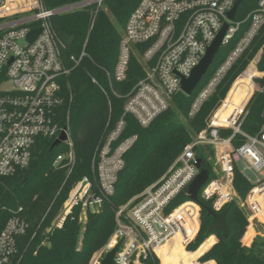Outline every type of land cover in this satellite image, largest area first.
Instances as JSON below:
<instances>
[{
    "label": "built area",
    "instance_id": "built-area-1",
    "mask_svg": "<svg viewBox=\"0 0 264 264\" xmlns=\"http://www.w3.org/2000/svg\"><path fill=\"white\" fill-rule=\"evenodd\" d=\"M106 1L75 0L50 8L46 0H0V178L14 176L29 167L39 138L56 140L63 132L67 133V139L62 143H66L69 150L58 155L54 165L62 166L64 160V165L75 163L70 112L62 111L66 101L62 80L86 56L87 41L80 55L67 54V44L56 30L53 17L94 7L92 27ZM236 1L139 2L123 30L114 76L117 81L126 79L133 56L143 65L145 76L127 95L123 116L94 153V180L85 176L73 185L47 231L61 228L76 207H81L80 220L85 224L88 213L97 211L114 194L119 173L126 164L125 154L138 139V135L134 134L115 145L125 129V116L131 114L141 126L148 127L168 109L173 96L182 90V76H189L199 64L224 23L228 22L229 28L223 45L235 36L245 21L250 20V26L236 48L196 98L191 114L199 110L264 26V0H259L258 6L245 20H232L228 13ZM37 28H41V32L30 40L31 31ZM141 46H145L144 50ZM258 56L260 58V53ZM256 57L236 78L225 98L212 112L207 128L194 137L161 177L119 207L116 230L90 263L100 264L121 239L123 243L115 256V264H138L149 255L158 256L157 248L178 233L183 235L187 249L201 228L200 196L205 201H211L217 211H222L230 201L238 198L240 207L248 209L250 224L255 221L264 223L261 217L264 211V125L256 135L243 129L250 99L256 91H263L257 78L264 73L258 69L259 60H255ZM252 64L259 74L252 77L251 94L240 109L235 108L229 113L227 120H220V113L225 110L236 81ZM93 81L97 82L95 78ZM222 128H230L233 133L222 136ZM237 134L245 141L235 147L233 138ZM196 146H211L215 150V174L213 177L210 174L203 185L199 201L189 198L170 209L171 202L182 191L186 190L189 195L188 186L200 171ZM237 168L252 184L244 199L239 197L234 187ZM191 209L196 210L197 219L196 231L189 237L186 225L193 217ZM31 226L25 207L20 206L13 211L0 230V264L13 262L20 251L19 240L29 233ZM36 234L37 230L33 237Z\"/></svg>",
    "mask_w": 264,
    "mask_h": 264
},
{
    "label": "trees",
    "instance_id": "trees-1",
    "mask_svg": "<svg viewBox=\"0 0 264 264\" xmlns=\"http://www.w3.org/2000/svg\"><path fill=\"white\" fill-rule=\"evenodd\" d=\"M70 1L75 0H46V4L53 8ZM140 1L107 0L105 6L109 11L101 8L92 27L94 7L57 14L53 17L56 30L67 44V54L80 55L87 41L86 56L73 72L62 80L66 97L62 111L70 112L71 137L76 159L71 166L64 165L66 163L64 160L62 166L55 167L54 161L58 155L67 152L69 147L66 143H61L52 148L55 139L41 137L37 140L29 167L20 170L14 176L0 178V230L13 211L20 206L25 207V215L32 225L29 233L20 238V251L11 264H90L95 253L108 243L116 230V215L119 207L161 177L178 155L193 142L194 137L207 128V121L212 112L225 98L236 78L259 53L258 69L264 73L263 26L199 110L191 114L193 104L200 92L209 84L216 71L248 30L250 20H247L235 36L221 47L213 65L192 94L188 95L180 90L173 96L168 109L148 127L141 126L131 114L125 116V129L115 145L134 134L138 135V139L125 154L126 164L119 173L114 194L105 200L97 211L88 213L85 224L80 220L81 207H76L67 216L61 228L47 231L61 211L73 185L85 176L94 180L92 171L94 153L123 116L127 95L145 76L143 65L136 56L130 61L125 80L117 81L114 76L123 30ZM258 3L259 0H243L236 19L245 20ZM112 16L116 22L113 21ZM140 48L144 50L145 46ZM258 74L259 71L252 64L238 78L230 92L225 110L220 113V120L226 119L233 109L238 107L240 109L244 105L253 89L252 77ZM93 78L97 82H94ZM257 80L263 91H256L250 99L249 112L243 122V129L251 135L258 134L264 125V75ZM232 133L233 130L230 128L220 130L222 136H230ZM244 141L243 136L237 134L233 138V145L238 147ZM195 150L203 159V166L210 170L213 177L215 162L211 156L215 152L214 149L211 146L207 148L196 146ZM234 187L241 199L247 196L252 187L238 168L235 170ZM187 200L189 196L184 190L171 202L170 209ZM200 204L201 229L196 239L188 246L191 253L200 252L210 237L215 236H210L203 243L209 236L207 230L214 218L207 212V207L212 206V202L205 201L200 196ZM225 208L228 209L229 237L225 238L222 231H214L218 241L215 236L217 242H213L206 249L208 250L215 243L207 253L203 254L206 250L202 253L199 262L201 264H264V236L257 235L251 245H246L251 242L255 232L239 205V199H233ZM191 211L193 217L186 225L189 237L194 235L191 223L196 210L191 209ZM261 217L264 219V211ZM36 230L37 234L33 237ZM184 240L183 235L178 233L173 244L175 246L178 242L184 243ZM166 244L158 248L169 250ZM184 249L188 251L185 247ZM158 256L149 255L138 264H161V262L163 264L161 257L159 256L160 261Z\"/></svg>",
    "mask_w": 264,
    "mask_h": 264
},
{
    "label": "water",
    "instance_id": "water-1",
    "mask_svg": "<svg viewBox=\"0 0 264 264\" xmlns=\"http://www.w3.org/2000/svg\"><path fill=\"white\" fill-rule=\"evenodd\" d=\"M242 1L243 0H237L234 7L229 11L228 16L230 19L234 20L236 18V14ZM228 28L229 23H224L222 29L217 34L213 43L207 48V51L199 64L192 70L189 76H182L181 87L182 90L188 95L193 93L209 68L213 65L218 52L223 46V41L227 34ZM40 32L41 28L32 30L29 35L30 40H33ZM66 139L67 133L63 132L61 136L54 141L52 148L60 145ZM198 160V168L200 171L188 186L189 198L196 201H199V193L203 185L208 181L210 177V170L203 166V159L199 157ZM207 212L209 216H212L214 218L213 222L207 230V234L210 235L214 231L219 230L223 232L225 238H228L230 233V226L227 220L228 209L225 208L222 211H217L212 206H209L207 207ZM122 243L123 239H121L111 250L107 252L106 256L101 260L100 264H115V256Z\"/></svg>",
    "mask_w": 264,
    "mask_h": 264
},
{
    "label": "rangeland",
    "instance_id": "rangeland-1",
    "mask_svg": "<svg viewBox=\"0 0 264 264\" xmlns=\"http://www.w3.org/2000/svg\"><path fill=\"white\" fill-rule=\"evenodd\" d=\"M105 10L109 11L108 8L106 6H104ZM112 19L114 22H116L115 18L112 16ZM259 60V56L256 57L255 60ZM9 86V85H7ZM6 86V87H7ZM215 151V150H214ZM212 155V154H211ZM215 152L213 153V155L211 156V159H213V161L215 162ZM251 176H253V174L250 173ZM246 216L248 217V209H243ZM202 211V210H201ZM196 219H197V213L194 214V218H193V221H192V225H191V229H192V234H194V232L196 231ZM195 220V222H194ZM253 226V229H254V236L251 240V242L249 244H246V245H251L252 241L254 240V238L257 236V235H262L264 236V223L263 222H258V221H255L254 224H251ZM249 227H247V230H248ZM201 229V228H200ZM246 230V232H247ZM200 231V230H199ZM246 232L244 233V236L246 234ZM200 233V232H198ZM212 235H215L216 234H210L204 241L203 243ZM215 236H212L210 237V240L207 241V243L201 248V251L200 252H197V253H191L189 251L191 250H188V247H187V250L186 251L184 249L185 245L184 243H177L175 246L173 244L174 242V239H175V236L173 238H171L168 242H167V248H170L169 250H164L163 248H157V253L158 255L161 257L162 261H163V264H201L199 262V260L201 259V257L203 256V254L207 253L213 246L214 244L218 241V237H217V241H216V238ZM243 236V238H244ZM242 238V239H243ZM196 239V238H195ZM240 239V240H242ZM216 241V242H215ZM213 242H215L208 250H206ZM239 242V241H238ZM202 243V244H203ZM201 244V245H202ZM200 245V246H201ZM174 246V247H173ZM199 246V247H200ZM237 246H238V243H237ZM198 247V248H199ZM240 247V246H238ZM243 247V246H242ZM206 250V251H205ZM205 251V252H204ZM204 252V253H203ZM203 253V254H202ZM202 254V255H201ZM201 255V256H200ZM158 256V257H159ZM159 257V259H160ZM200 257V258H199ZM160 259V261H161ZM92 264V263H90ZM162 264V262H161ZM208 264H213V263H208Z\"/></svg>",
    "mask_w": 264,
    "mask_h": 264
}]
</instances>
